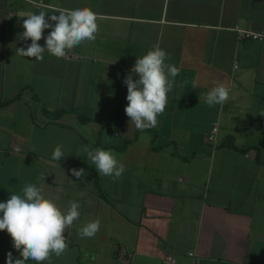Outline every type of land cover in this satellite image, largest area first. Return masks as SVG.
Instances as JSON below:
<instances>
[{"label": "crops", "instance_id": "obj_1", "mask_svg": "<svg viewBox=\"0 0 264 264\" xmlns=\"http://www.w3.org/2000/svg\"><path fill=\"white\" fill-rule=\"evenodd\" d=\"M44 1L35 9L0 0V202L34 183L62 209L81 205L67 250L44 264H124L123 247L134 264H163L166 253L178 264H264V39L241 40L235 30L264 31V0ZM81 7L99 17L95 41L64 58L15 55L31 43L18 39L26 16ZM156 45L180 72L158 126L139 131L125 114L123 81ZM220 83L229 100L209 107L206 93ZM59 109L66 112L50 114ZM57 145L66 152L60 161ZM96 148L125 165L120 178L88 161L86 149ZM73 168L85 169L84 180ZM95 220L100 230L82 239L78 229ZM9 251L19 258L0 230V264Z\"/></svg>", "mask_w": 264, "mask_h": 264}, {"label": "clouds", "instance_id": "obj_2", "mask_svg": "<svg viewBox=\"0 0 264 264\" xmlns=\"http://www.w3.org/2000/svg\"><path fill=\"white\" fill-rule=\"evenodd\" d=\"M26 17L22 22L24 31L18 34V39H30L31 43L15 48V55L34 57L38 61L44 59L45 51L57 58H64L84 41H95L99 32V17L89 7L40 11ZM45 29H51L46 37ZM42 38L45 39L44 46L39 43ZM168 59L167 51L156 45L143 56H138L124 78L123 83L128 89L125 114L130 118V125L139 131L157 127L158 116L165 111L168 94L174 88L175 77L180 72L174 64L166 63ZM229 95L230 89L226 85L217 84L206 93V103L209 107L225 104ZM86 153L88 161L95 165L101 175L118 179L126 170L111 150L86 149ZM63 157H66L64 146L57 145L52 158L60 161ZM71 172L80 180L87 175L84 168H73ZM22 193L12 192L10 198L0 202V230L10 234L12 245L19 252V258H15L9 251L7 264H27L29 260L44 264L50 261L53 254L59 257L67 250L65 232L79 219L81 205L78 201H69L68 206L62 209L55 199L46 197L34 183H26ZM99 230L100 221L95 220L78 229V235L82 239L92 238Z\"/></svg>", "mask_w": 264, "mask_h": 264}, {"label": "built area", "instance_id": "obj_3", "mask_svg": "<svg viewBox=\"0 0 264 264\" xmlns=\"http://www.w3.org/2000/svg\"><path fill=\"white\" fill-rule=\"evenodd\" d=\"M29 2V0H26ZM33 5L35 9H41L43 7L49 6L48 3H46L44 0H31L29 2ZM235 30L238 33V38L241 40L244 39H253V40H263L264 39V31H257L253 29H248L241 27L239 25L235 26ZM235 66H238L236 64ZM219 135V124L215 123L213 124L210 132L207 135V142L215 146L217 144ZM188 255L193 259V262H195L199 257L197 256L196 252L194 250H189ZM118 257L123 260L124 264H134L135 254L133 252L128 251L126 248H121L118 252ZM162 262L163 264H178V258L171 254L166 253L162 256Z\"/></svg>", "mask_w": 264, "mask_h": 264}, {"label": "trees", "instance_id": "obj_4", "mask_svg": "<svg viewBox=\"0 0 264 264\" xmlns=\"http://www.w3.org/2000/svg\"><path fill=\"white\" fill-rule=\"evenodd\" d=\"M0 105H1V103H0ZM65 112H66V109H59V110L50 112V114L53 115V116H55V117H58V116H61ZM82 118H83V120H88L89 119L87 117H82Z\"/></svg>", "mask_w": 264, "mask_h": 264}]
</instances>
